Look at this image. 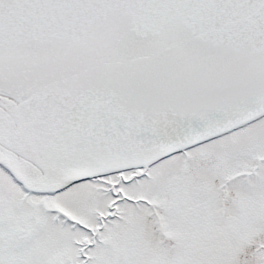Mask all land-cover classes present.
<instances>
[{"label":"snow or ice","instance_id":"obj_1","mask_svg":"<svg viewBox=\"0 0 264 264\" xmlns=\"http://www.w3.org/2000/svg\"><path fill=\"white\" fill-rule=\"evenodd\" d=\"M0 264H264V0H0Z\"/></svg>","mask_w":264,"mask_h":264}]
</instances>
